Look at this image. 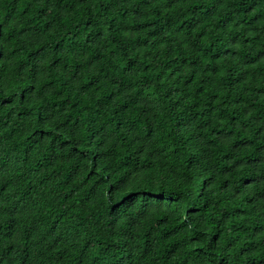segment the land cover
<instances>
[{"label": "trees", "instance_id": "trees-1", "mask_svg": "<svg viewBox=\"0 0 264 264\" xmlns=\"http://www.w3.org/2000/svg\"><path fill=\"white\" fill-rule=\"evenodd\" d=\"M0 264H264V0H0Z\"/></svg>", "mask_w": 264, "mask_h": 264}]
</instances>
